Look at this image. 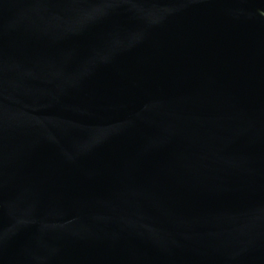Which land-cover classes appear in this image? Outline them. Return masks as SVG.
<instances>
[{
  "label": "water",
  "instance_id": "obj_1",
  "mask_svg": "<svg viewBox=\"0 0 264 264\" xmlns=\"http://www.w3.org/2000/svg\"><path fill=\"white\" fill-rule=\"evenodd\" d=\"M0 264H264V0H0Z\"/></svg>",
  "mask_w": 264,
  "mask_h": 264
}]
</instances>
